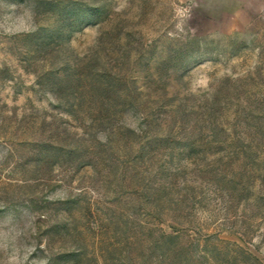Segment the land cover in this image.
<instances>
[{
  "label": "rangeland",
  "instance_id": "obj_1",
  "mask_svg": "<svg viewBox=\"0 0 264 264\" xmlns=\"http://www.w3.org/2000/svg\"><path fill=\"white\" fill-rule=\"evenodd\" d=\"M0 264H264V0H0Z\"/></svg>",
  "mask_w": 264,
  "mask_h": 264
}]
</instances>
